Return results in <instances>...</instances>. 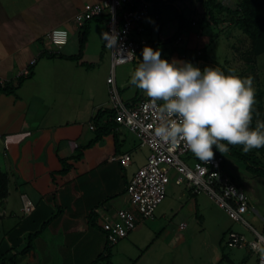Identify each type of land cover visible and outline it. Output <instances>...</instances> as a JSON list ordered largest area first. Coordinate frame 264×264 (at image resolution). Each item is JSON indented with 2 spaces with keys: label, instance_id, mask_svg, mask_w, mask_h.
Masks as SVG:
<instances>
[{
  "label": "crops",
  "instance_id": "obj_1",
  "mask_svg": "<svg viewBox=\"0 0 264 264\" xmlns=\"http://www.w3.org/2000/svg\"><path fill=\"white\" fill-rule=\"evenodd\" d=\"M100 1L0 0V79L17 86L19 74L35 61L33 76L24 81L16 95H0V168L9 179L8 198L0 203L3 230L0 264L2 258L21 252L27 246L28 236L40 231L54 217L35 240L34 250L19 255L14 264H92L106 249L103 225L116 221L117 212L130 207L128 183L147 163L150 153L145 162L133 161L134 153L142 147L133 134L118 125L112 133L94 142L98 129L112 120L106 113L93 122L97 112L106 109L105 101L92 97L91 77L92 59L104 58L102 54L106 52V20L104 17L88 20L80 31L76 17L85 7ZM180 1L195 0H136L137 5L145 3L150 9L144 22L146 31L135 33L134 37L147 40L144 34L157 32L158 41L147 40L148 47L155 50L154 44L170 43L179 33L171 41L174 49L185 44L187 49L197 50L203 35H197L195 45L190 40L184 41L182 33L187 27L180 30L183 16ZM236 4V0H229V7ZM167 12L169 15L163 20ZM174 22L179 24L177 30L173 29ZM54 29L69 31L68 44L62 49L49 39ZM85 31L82 59L79 62L66 59L80 53V39ZM142 59L140 53L134 62L115 69L117 87L127 103L147 98L134 85L129 86L130 70ZM167 60L181 61L179 53L173 50ZM108 61L112 69V54ZM119 67L122 69L118 76ZM98 93L101 96V91ZM107 109L113 111L112 106ZM78 154L81 158L73 160ZM123 155L131 157L128 166L111 161L112 157ZM61 160H69L65 174L60 173ZM170 184L176 187L171 191L173 201L163 205L165 197L153 220L141 221L127 238L115 245L110 264H118V257H129L130 253L137 258L130 256L125 264H163L166 249L184 241L180 237L181 228L167 226L166 222L175 211V198H184L186 193L196 195L176 185L174 178ZM23 196L33 206L30 215L24 212ZM155 244L158 249H152ZM150 252L152 256L146 257Z\"/></svg>",
  "mask_w": 264,
  "mask_h": 264
},
{
  "label": "built area",
  "instance_id": "obj_2",
  "mask_svg": "<svg viewBox=\"0 0 264 264\" xmlns=\"http://www.w3.org/2000/svg\"><path fill=\"white\" fill-rule=\"evenodd\" d=\"M218 1L229 7V0ZM149 9L145 3L137 5L136 0H102L85 7L76 17L80 31L88 20L105 18L104 48L112 54V69L107 83L117 125L127 129L137 138L142 148L150 151L146 165L128 183L130 207L119 210L116 221L103 225L106 245L113 248L127 238L141 221L153 220L174 178L176 185L184 186L193 195L208 196L231 220L248 229L254 240L248 241L244 235L231 232L227 244L231 248L247 245L252 254L258 255V264H264V256L260 252V249L264 248V230H256L245 219L246 214L255 213V210L244 188L225 172L224 157L215 156L206 163L196 160L195 164L190 166L183 160L184 156L192 154L184 142L170 146L154 135V128L159 123V107L163 101L153 104L147 97L135 104H127L121 97L115 79V69L117 66L134 62L143 48L149 46L147 40L134 37L135 33L142 34L146 31L144 22ZM48 36L56 47L62 49L68 44L70 34L66 29H54ZM34 64L35 61L30 62L18 78L28 77ZM5 82L0 79V85L4 86ZM90 128L93 130L94 126ZM111 161H120L126 167L131 163V157H112ZM22 200L25 214L30 215L33 211L32 204L25 196Z\"/></svg>",
  "mask_w": 264,
  "mask_h": 264
},
{
  "label": "rangeland",
  "instance_id": "obj_3",
  "mask_svg": "<svg viewBox=\"0 0 264 264\" xmlns=\"http://www.w3.org/2000/svg\"><path fill=\"white\" fill-rule=\"evenodd\" d=\"M178 5L182 10L184 23L187 27V30L182 33L185 38L184 41L190 40L194 45L197 44V35L199 33H202L203 41L199 48L194 51L184 47V43V45L177 49L173 48V43L171 42L161 43V45L154 44L153 48L161 52V59L167 60L173 50L179 53L181 61L191 62L201 70L206 66L217 67L221 70L224 68L228 70L232 69L241 78H251L255 93L258 90L264 91V55L258 57L250 55L251 42L248 36L233 23L229 22V20L220 25L210 22V20L205 18L203 8L196 1H180ZM232 8L236 9L237 7L234 5ZM174 12L178 13L180 10H175ZM168 15V12L163 14V20H166ZM174 23L173 29L177 30L179 24L178 22ZM144 38L158 41V34L157 32H154L152 35L144 34ZM97 52L99 51L97 50ZM198 52L200 53L198 54ZM110 55V50H106L102 54L104 58L100 56L92 59L94 63L91 65L93 70L91 77L94 88L92 97L99 99L98 101H105L106 109L111 107L109 85L106 82L107 76L111 72V66L108 61ZM137 66L136 63L135 68ZM120 69L122 67L117 68L118 76ZM133 70H130L131 73ZM129 86L132 87L133 85L129 83ZM99 91H101V96L98 93ZM120 94L122 96V92ZM122 99L126 100L124 97ZM231 147L239 151L242 150V146ZM214 148L215 146H213ZM148 153L150 151L147 148L138 149L133 155V161L145 162ZM223 157L225 159L223 164L225 172L244 188L255 210V213L246 214L245 219L256 230L263 232L264 178L255 169L249 167L244 158L228 151L224 152ZM258 157L264 162V156L258 155ZM197 159L193 154L183 157V160L190 166H193ZM174 187V184L168 186L163 205H167L173 201L170 197L173 195L171 191ZM181 189L178 188L177 190L181 191ZM174 201H176V203L174 202L175 211L170 214L166 224L173 228H181L180 237H183L184 241L179 245H175L173 249H166L165 254L162 256L163 264H229V262H233V264H258V255L252 254L247 245L231 248L227 244L231 232L244 235L248 241L254 240L253 234L240 223L231 220L208 196L204 194L191 196L189 193H186L184 198H175ZM182 224L185 227L183 226L182 228ZM2 233L3 230L0 224V243L3 237ZM156 247L158 249L159 245L155 244L152 249H156ZM114 253L115 251H111V258H113ZM142 253H145V251H142ZM152 253L147 254L148 256L146 255V257L152 256ZM130 256L133 259L137 258V255L132 257V253L129 254V257L128 255L120 256L117 259L119 260L118 264H125ZM103 264L107 263L103 262Z\"/></svg>",
  "mask_w": 264,
  "mask_h": 264
},
{
  "label": "clouds",
  "instance_id": "obj_4",
  "mask_svg": "<svg viewBox=\"0 0 264 264\" xmlns=\"http://www.w3.org/2000/svg\"><path fill=\"white\" fill-rule=\"evenodd\" d=\"M142 62L131 73L130 84L159 107L155 137L175 146L182 141L202 162L214 158L213 146L227 152V145L242 146L244 153L264 148V121L251 123L255 91L251 78L232 69L226 75L217 67L203 70L191 62L161 59V52L145 46ZM223 142H226L223 143ZM264 256V248L260 249Z\"/></svg>",
  "mask_w": 264,
  "mask_h": 264
},
{
  "label": "trees",
  "instance_id": "obj_5",
  "mask_svg": "<svg viewBox=\"0 0 264 264\" xmlns=\"http://www.w3.org/2000/svg\"><path fill=\"white\" fill-rule=\"evenodd\" d=\"M198 2L204 10V15L213 22L215 25H220L229 20V22L233 23L240 31H242L251 42V50L250 55L253 57H258L264 55V0H236V9L223 5L218 0H195ZM181 29L185 26L184 17L181 16ZM85 28V26H84ZM83 28V29H84ZM179 33L176 34L171 41H174L178 38ZM87 40V32H83L81 35L80 43L81 49L80 53L74 57H68L66 59L79 62L83 57V51L85 47V43ZM170 41V42H171ZM82 65H85L82 63ZM222 71L225 74H228V69L224 68ZM33 76V73L28 77L19 78L17 86H14L11 83L5 82L4 86L0 85V95H16L18 88L24 83L26 79H30ZM108 113L112 120L98 129L97 140L103 138L106 135L112 133L117 126L115 113L112 110L100 109L96 116L94 117V123L100 118V115ZM264 121V91L258 90L255 93V104L253 111V119L251 123V128L254 130L256 127V122ZM92 142V143H94ZM225 143V142H223ZM226 144V143H225ZM228 152L236 154L245 159V162L248 163L249 167H252L257 171V173L264 178V162L258 157V155L264 156V148L254 149L252 153H244L242 150H237L230 145H227ZM214 157L215 156H223L224 153H220L216 148L213 149ZM81 158V154L76 155L73 160H77ZM199 161V159H197ZM63 165V170L60 172L61 174H65L69 170V160H61ZM9 194V179L5 172L0 168V203H4ZM55 218V217H54ZM54 218L45 222L42 226V229L36 233H32L28 236L27 246L21 252H15L11 258H2V264H14L15 260L19 255H26L34 250L35 248V240L40 237L51 223ZM91 221V220H90ZM111 249L112 247H108L106 245V249L104 254H101L96 261L92 264H100L106 262L110 264L111 258Z\"/></svg>",
  "mask_w": 264,
  "mask_h": 264
}]
</instances>
